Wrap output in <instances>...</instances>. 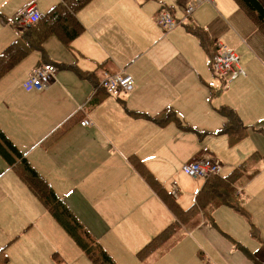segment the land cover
<instances>
[{
	"label": "crops",
	"instance_id": "crops-1",
	"mask_svg": "<svg viewBox=\"0 0 264 264\" xmlns=\"http://www.w3.org/2000/svg\"><path fill=\"white\" fill-rule=\"evenodd\" d=\"M60 1L0 0V52L16 38L12 19L22 10L34 5L45 14ZM92 1L76 12L85 30L72 50L50 37L42 52H30L0 78V128L79 219L81 209L93 205L100 220L96 240L117 264H264V155L245 137L229 146L226 134H212L226 122L218 108L229 106L247 126V135L264 137L259 130L264 128L263 34L234 0L202 2L174 35L177 28H160L165 35L152 32L158 10L175 16L174 5L165 1ZM184 1L180 19L191 0ZM188 26L205 29L215 44L233 50L244 76L227 84L213 76ZM47 61L57 67L50 86L26 91L27 73ZM74 68L94 71L98 81L104 72L125 71L133 90L107 96ZM164 110L166 122L152 120L155 115L162 120ZM84 118L89 126L80 124ZM36 144L42 148L34 149ZM253 151L259 161L248 158ZM207 154L221 161V177L246 160L245 172L232 186L234 201L237 197L249 216L219 205L210 210L211 221L207 213L197 216L192 233L140 260L137 252L175 219L131 160L143 162L182 207L181 176L189 177L182 167ZM43 207L29 203L13 218L0 212L2 264H93Z\"/></svg>",
	"mask_w": 264,
	"mask_h": 264
},
{
	"label": "trees",
	"instance_id": "trees-1",
	"mask_svg": "<svg viewBox=\"0 0 264 264\" xmlns=\"http://www.w3.org/2000/svg\"><path fill=\"white\" fill-rule=\"evenodd\" d=\"M91 0H62L55 5L49 12L43 14V17L30 27H19L16 25L17 36L0 52V78L3 77L12 67L25 58L34 50L43 51L44 42L55 37L65 47L72 50V42L78 38L85 30L83 24L77 19L76 12L84 7ZM240 9L251 20L255 27L264 36V6L258 0H234ZM15 19H13L14 22ZM187 29L200 40L201 47L208 56L210 68L213 69L214 54L216 49L215 40L208 37L205 29L197 26H188ZM50 60V59H48ZM51 61V60H50ZM56 64L52 62H41V64ZM63 67V66H61ZM69 67V65H67ZM72 68V66H71ZM78 75L85 76L90 80L92 85L98 87L97 73L83 72L79 69H73ZM214 72V71H213ZM99 89V88H98ZM212 94V91H210ZM169 109V108H168ZM162 111V110H161ZM218 113L225 117L226 122L212 134H226L228 137L229 146L244 138L247 135V126L243 124L239 115L229 106H220ZM168 111L162 112L163 119H156V115L151 117L153 121L163 124L168 120ZM173 116V114H171ZM149 119L148 116H145ZM264 132V128H260ZM198 133L205 134L207 132L199 131ZM214 156V155H212ZM259 157L257 152L251 154L248 158L252 159ZM0 158L6 163L8 168L15 172L19 179L31 191V193L42 203L44 208L51 214L54 220L62 228L65 234L73 241V243L81 250V252L89 258L93 264H117L114 259L108 254L104 247L96 240L89 232L85 225L75 215V213L65 204L63 199L59 197L47 181L40 173L30 164L24 154L17 148L11 139L0 128ZM139 175L148 184L150 189L166 204L172 215L174 222L162 230L158 235L153 237L146 243L142 249L137 252V257L141 260L155 251L164 242H166L171 234L178 229L179 224H183L185 220L191 218L199 210L209 207L207 214L211 221L210 210L212 211L219 205H229L237 212L244 216L249 215L243 208L234 201L236 193L233 188V183L238 180L245 172L246 160L240 162L232 168L231 172L226 177L210 176L214 178L213 183L209 185V179L204 180L202 187L191 207L187 209L181 208L171 195L162 187V185L152 176L146 169L143 162L140 160H131ZM209 177V178H210ZM216 183L219 187H229L230 193L228 196H223L224 193L214 189ZM231 188V189H230ZM231 198V199H230ZM230 199V200H229ZM197 220L193 223L196 225ZM251 223V222H250ZM250 233L256 236V228L251 223ZM179 238H175L174 243ZM6 260V256L0 252V264Z\"/></svg>",
	"mask_w": 264,
	"mask_h": 264
},
{
	"label": "built area",
	"instance_id": "built-area-1",
	"mask_svg": "<svg viewBox=\"0 0 264 264\" xmlns=\"http://www.w3.org/2000/svg\"><path fill=\"white\" fill-rule=\"evenodd\" d=\"M209 0H191L185 10L189 15L202 2ZM43 17L42 13L34 6H29L21 11L18 15V26L30 27ZM154 21L163 31H171L177 24H181L183 19H176L168 10L161 9L154 16ZM239 58L237 54L222 45L215 49L213 71L226 81H232L239 75H244L243 70L239 67ZM55 67L50 64L41 65L32 68L23 83L27 91H43L49 87L55 75ZM101 85L107 94L113 97L128 94L133 90V78L125 71H118L110 74L104 73L101 79ZM82 125H89V120L84 119ZM222 168L221 161L212 155H203L196 160L185 164L182 167L184 174L195 180H206L209 175H220Z\"/></svg>",
	"mask_w": 264,
	"mask_h": 264
},
{
	"label": "rangeland",
	"instance_id": "rangeland-1",
	"mask_svg": "<svg viewBox=\"0 0 264 264\" xmlns=\"http://www.w3.org/2000/svg\"><path fill=\"white\" fill-rule=\"evenodd\" d=\"M94 1L95 0H93L92 3ZM160 1H165L166 3H168L167 5H174V7H175L174 9L176 11L175 12L176 19L182 18V7L185 4L184 0H160ZM91 4H89L87 6V9H86L85 12H87L90 9ZM148 8H150V7L148 5H146L145 10L148 9ZM162 9L165 10L166 8H162ZM160 10H158V11H160ZM146 15L149 16L150 14L147 13ZM11 18L12 17H10V19ZM14 19H15L14 22H13V19H12V23L16 26L17 17L14 18ZM144 20H146V19H144ZM152 21H153L154 24H156L154 19ZM181 25H183V24H177L173 28L174 30L176 28L177 29L175 31L173 30L174 32L172 33V35H174L176 33H179L180 28H178V27H180ZM15 26H11L10 25L8 27L12 28V30L15 31ZM152 27L154 29L152 31L154 34L159 33L160 35H163L164 34L163 32H166V31L162 32L161 29L157 26V24H156V27H154L153 25H152ZM15 32L17 33V31H15ZM169 33H167V34H169ZM178 42L180 44H183L185 47H187V45L185 44V42L183 40L178 39ZM10 43H12V41L9 42L7 45H9ZM33 53H35V52L30 53V56ZM26 60H29V59H26ZM213 74L212 75L215 76L216 78L222 79L220 76H218L214 72H213ZM240 76H244V75L242 74V75H239V77ZM236 79H238V78H236ZM235 80H233V81H235ZM97 88H101L105 95L110 96L109 94L106 93L104 87L101 85V80H99ZM224 91H226V90H224ZM213 96L214 95H212V97ZM245 139L247 141L252 142L253 144L257 145L258 147H260L259 151L261 152L262 155H264V137L262 135H246ZM35 148H39V149L42 148V144H36L34 146V149ZM253 152L259 153L258 151H253ZM252 159H256L255 161H259V157L258 158L255 157V158H252ZM210 176L212 177V176H216V175L211 174V175L208 176L207 179H209V185L213 183L212 180L214 179V178H211ZM220 176H224V172H221ZM225 176H226V174H225ZM181 178L183 179L182 180V182H183V190L180 192V200H182V205L181 206L183 207V209H187V208L191 207V205L193 204L196 195L198 194L201 186L203 185V182H199V180L194 181L195 179L192 180L189 177L184 176V175L181 176ZM214 189L217 190L218 192L224 193L223 196L228 198L226 193L227 192L230 193L227 190V189H229V187H226V188L219 187V185L216 183V185L214 186ZM193 190H194V193H192ZM173 199H175V198H173ZM235 201H237V197H236ZM29 203H31V205L33 207H36V206H39V205L43 206L41 204V202L28 190V188L25 186V184L15 174V172L10 170V169H8L6 164L4 163V161L0 158V212L1 213H7L12 218L17 216V214L18 215H23L25 211H21L20 207L24 208ZM207 208H209V207L206 206L205 209H203V212H200L198 210L195 213V215H193L191 218H188L187 220H185L183 224H179L178 229L175 232H173L171 234V236L169 237V239L166 242H164V243H174V240H175V238L178 237V235H179V237H181L185 233L187 235H188V233H192L195 230L194 229L195 225L194 226H191V225L197 220V216H198V218H201V214L204 215L205 213H207L206 212ZM97 212L100 214V211H97ZM80 214H81L80 221L85 225V227L89 230V232L91 231L90 233L98 240L99 231H100V226H99L100 220L96 219V215H95L96 214V210L93 208V205L91 203H89V204H87V206H84L81 209ZM160 232L161 231L156 233L153 237L158 235ZM182 239H184V238H182Z\"/></svg>",
	"mask_w": 264,
	"mask_h": 264
}]
</instances>
